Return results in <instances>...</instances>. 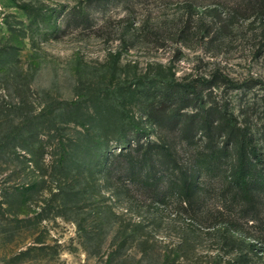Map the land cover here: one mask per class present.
<instances>
[{
    "label": "rangeland",
    "instance_id": "374dc122",
    "mask_svg": "<svg viewBox=\"0 0 264 264\" xmlns=\"http://www.w3.org/2000/svg\"><path fill=\"white\" fill-rule=\"evenodd\" d=\"M243 3L0 0L1 117L44 123L0 154V264H264V194L242 210L194 157L212 135L230 145L224 170L244 158L264 174V13L218 16ZM181 83L199 98L182 121L203 120L163 127L151 110ZM133 142H153L144 166ZM191 180L208 189L169 196Z\"/></svg>",
    "mask_w": 264,
    "mask_h": 264
},
{
    "label": "trees",
    "instance_id": "16d2710c",
    "mask_svg": "<svg viewBox=\"0 0 264 264\" xmlns=\"http://www.w3.org/2000/svg\"><path fill=\"white\" fill-rule=\"evenodd\" d=\"M105 1L121 5L131 2V0ZM243 1L245 4L243 3L242 7L237 10L233 11V9H225L224 11H221L218 15L220 22L222 24H226L231 20H236L240 16H245L251 12L264 13V0ZM194 14V4L192 3L190 10L191 19L194 18ZM1 57L3 58V54L0 56V58ZM1 62L2 60L0 63ZM1 71H7L5 65L0 66V72ZM179 85V91H168V93L165 95H161V99L158 101L155 109L153 107L151 110L153 115H156L157 113L160 114V117H158L159 119L156 122H159L163 127L168 125L184 126V124L190 119H195L194 121L196 122L203 120L204 114L196 113L187 114L185 120L182 121V117L184 116L182 111L189 107L192 102H196L199 98L196 99L194 96L192 97V93L190 92V87L192 86L191 84L187 83V85H185V83H181ZM167 87L171 89L176 87V84L170 83ZM1 105L2 102L0 101V154L11 148L17 147L18 145L16 144L12 145L14 140H24L25 142L31 141L33 137H36L41 133L40 128L41 126H44V123L40 121L43 112L36 113L34 110L30 111L28 114H26V116H24L22 121L15 123L12 120L3 119L1 117L3 113ZM216 109L221 113L222 120L224 121L226 127L234 128L237 126V117L230 110L229 104L219 101ZM136 133L137 131H134L133 134ZM214 139L215 137L212 138V135H210V139L206 141L203 149H199L195 154V162L200 166L203 174H206L212 178L219 176L224 184L222 192L226 198H229L232 202L237 200L236 203L241 207L242 210H245L249 213L254 212L258 203V196L264 194V174L259 173L257 169L250 163L246 162L244 158L239 162V165L232 172L229 173V171L224 170L223 167L219 165V162L225 155H227L229 149L228 147L230 145L225 141L222 144L221 141H216V139ZM152 143L153 142H149L150 146L143 150V148H145L144 143L135 144V142H133V144L128 148V163H140L144 166L148 161V156L151 157L149 154L150 147L153 145ZM121 144L122 146L124 145V143ZM41 145H44L43 142H41ZM57 146H60L59 148H61V160H59L58 163H60V161L64 163L66 155L70 154V147L63 138L57 144ZM121 148L123 150V147ZM141 178V183L143 186L158 192L155 193L156 195L161 194L160 191L157 190L159 186H156L158 178L155 173L149 172L148 174L142 175ZM180 189L182 192L173 191L171 193L167 192V194L170 193V197H175L176 195L179 196L182 198V202L184 203L187 199L190 200L196 192L204 193L208 188L204 184L201 187L197 186V184L191 180L188 184L182 185Z\"/></svg>",
    "mask_w": 264,
    "mask_h": 264
}]
</instances>
